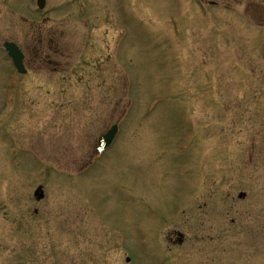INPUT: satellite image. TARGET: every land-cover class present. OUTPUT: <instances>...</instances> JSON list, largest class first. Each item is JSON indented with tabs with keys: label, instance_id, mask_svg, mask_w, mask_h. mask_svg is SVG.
<instances>
[{
	"label": "rangeland",
	"instance_id": "rangeland-1",
	"mask_svg": "<svg viewBox=\"0 0 264 264\" xmlns=\"http://www.w3.org/2000/svg\"><path fill=\"white\" fill-rule=\"evenodd\" d=\"M0 264H264V0H0Z\"/></svg>",
	"mask_w": 264,
	"mask_h": 264
},
{
	"label": "water",
	"instance_id": "water-1",
	"mask_svg": "<svg viewBox=\"0 0 264 264\" xmlns=\"http://www.w3.org/2000/svg\"><path fill=\"white\" fill-rule=\"evenodd\" d=\"M38 5L40 7H42L44 5V0H38ZM4 47L6 48V50L8 51L9 55L12 57L15 65L17 66V68L19 69V71L21 72H24L25 69L23 68V65H22V54L21 52L19 51L18 47L12 43V42H5L4 43ZM112 133L104 136L103 138H101V141L103 143V145H106V143L109 142L110 138L112 137ZM35 194H36V199H41L43 197V191L41 190V187H39L36 191H35ZM245 196V193L241 192L239 194V197H243Z\"/></svg>",
	"mask_w": 264,
	"mask_h": 264
},
{
	"label": "bare ground",
	"instance_id": "bare-ground-1",
	"mask_svg": "<svg viewBox=\"0 0 264 264\" xmlns=\"http://www.w3.org/2000/svg\"><path fill=\"white\" fill-rule=\"evenodd\" d=\"M154 111V109H153ZM152 111V112H153ZM120 134V133H119ZM119 134L116 136V138L114 139L113 143L106 149V151L100 156V158L98 159L97 162H95L94 166L103 158V156L114 146V144L116 143L118 137H119ZM90 170V169H89Z\"/></svg>",
	"mask_w": 264,
	"mask_h": 264
},
{
	"label": "flooded vegetation",
	"instance_id": "flooded-vegetation-1",
	"mask_svg": "<svg viewBox=\"0 0 264 264\" xmlns=\"http://www.w3.org/2000/svg\"><path fill=\"white\" fill-rule=\"evenodd\" d=\"M18 46H19V48L21 49V51L23 52V55H24L23 62H24V64H27V51L21 45H18Z\"/></svg>",
	"mask_w": 264,
	"mask_h": 264
}]
</instances>
